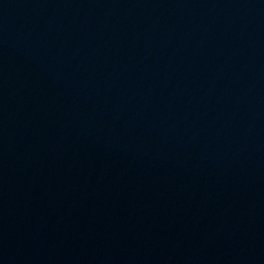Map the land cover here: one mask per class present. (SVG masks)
Returning <instances> with one entry per match:
<instances>
[{"label":"water","instance_id":"1","mask_svg":"<svg viewBox=\"0 0 264 264\" xmlns=\"http://www.w3.org/2000/svg\"><path fill=\"white\" fill-rule=\"evenodd\" d=\"M0 264H264V0H0Z\"/></svg>","mask_w":264,"mask_h":264}]
</instances>
